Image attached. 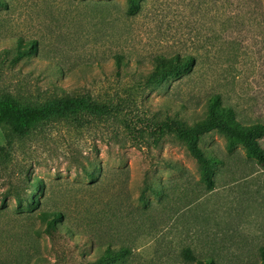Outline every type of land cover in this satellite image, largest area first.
<instances>
[{
  "label": "rangeland",
  "instance_id": "374dc122",
  "mask_svg": "<svg viewBox=\"0 0 264 264\" xmlns=\"http://www.w3.org/2000/svg\"><path fill=\"white\" fill-rule=\"evenodd\" d=\"M134 1L135 14L129 0H0V97L85 96L112 108L20 137L0 124L5 263L91 264L107 243L106 210L121 215L112 226L131 246L108 264H185L177 254L187 245L214 264L261 260L264 160L201 125L214 95L232 127L264 124V0ZM154 55L172 68L156 70ZM184 55L190 62L176 64ZM194 129L192 144L223 159L213 188L190 150ZM253 140L264 153V132ZM43 211L60 213V237L45 232ZM140 214L132 235L125 221ZM92 229L94 244L84 238Z\"/></svg>",
  "mask_w": 264,
  "mask_h": 264
},
{
  "label": "trees",
  "instance_id": "16d2710c",
  "mask_svg": "<svg viewBox=\"0 0 264 264\" xmlns=\"http://www.w3.org/2000/svg\"><path fill=\"white\" fill-rule=\"evenodd\" d=\"M129 1L130 6L128 8V12L130 14H135L139 10L140 4L134 0ZM28 48L34 50V48L31 46ZM113 56L116 62L120 63L122 61V54L115 53ZM161 58L162 55H154L152 59L154 68L161 71L170 70L172 68L171 61L165 62ZM190 59H192V57L189 55H184L182 61L176 60L175 63L184 65L190 62ZM229 108V106H224L218 103L216 95L212 96L207 113L208 116L206 121H204L201 126L218 127L224 129L228 132L229 142L227 146L229 148H232L235 144V141H237L244 146L248 155H254L262 162L264 160L263 150L253 139L255 136H259L264 132V124L251 123L246 128H238L237 126L232 127L224 120L227 116V113H229L227 112ZM110 110H112V108L109 105L99 103L95 100H92L90 97L85 96L54 98L42 104H24L9 95H3L0 97V124L8 126L12 133L20 137L30 133L39 124L51 118L66 117L79 111H88L100 114ZM198 129H200V127H198L196 130ZM196 130L194 129L193 132H190V130L186 132V136H191L188 139L190 150L198 162V166L201 170V178L210 188H213L214 178L211 174L213 173V169L216 164L218 162H222L223 159L213 153L212 155H208L200 147L192 144V141L197 136ZM213 164H215V166H213ZM140 198L143 200V202L147 200L145 199L144 192L141 193ZM120 216L121 215H118L117 213L114 215V213L110 210L104 211V215L100 221V223H102L100 229L103 230L102 227L107 229L105 231L108 235L107 243L103 246L101 244L97 245V248L100 250V254L92 261L91 264H108L109 262L120 260L131 254V246L128 243V238L124 239V232H126L127 229H124L123 225L119 227H116V225L115 227L112 226V224L115 222L118 226ZM40 217L45 221V232L50 237L54 238L61 236L56 223V221L61 218L59 212L43 211L40 214ZM145 217L146 214H140L137 217H130L126 219V226L130 225L134 229L132 235L135 231L139 230V228L142 227L143 229L144 226L142 224L145 222ZM109 229L112 231V233L109 231ZM92 230H94L93 233H89L90 235L84 236L85 239L89 240L90 244L96 243L95 237L93 235L94 232H101L97 231L96 229ZM177 256L182 258V261L185 264H214L212 257L203 254H197L189 245L181 248ZM0 262L2 264H24V262L19 261L5 263L1 258ZM41 264L55 263L42 262ZM259 264H264V248L261 249V260Z\"/></svg>",
  "mask_w": 264,
  "mask_h": 264
}]
</instances>
